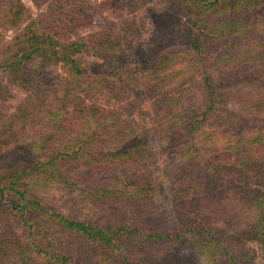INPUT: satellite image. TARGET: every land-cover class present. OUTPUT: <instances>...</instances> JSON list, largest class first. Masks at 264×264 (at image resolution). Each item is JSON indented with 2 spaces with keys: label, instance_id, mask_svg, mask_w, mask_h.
Returning a JSON list of instances; mask_svg holds the SVG:
<instances>
[{
  "label": "rangeland",
  "instance_id": "obj_1",
  "mask_svg": "<svg viewBox=\"0 0 264 264\" xmlns=\"http://www.w3.org/2000/svg\"><path fill=\"white\" fill-rule=\"evenodd\" d=\"M22 1L25 9L20 27L29 25L63 42L88 43L93 36L100 45L98 51L91 44L75 55L83 58L80 82L87 76L93 82H84L83 89L73 84L70 65L56 57L47 67L54 77L47 98H38L34 88L23 87L6 70H0V181L6 180L4 152L18 142H37L30 165L36 159L49 158L52 146L45 141L62 137L52 138L58 126L55 117L43 121L38 108L66 91L82 92L86 103L105 107V115L110 117L99 125L91 121L75 148L84 145L80 156L91 159L85 142L96 136L95 155L119 148L137 157L94 177L88 175L89 169L79 172L76 164L74 173L78 175L54 183L53 173L46 169L23 175L17 187L35 182L27 196L37 197L51 212L94 226L119 223L131 229L101 244L39 208L29 214L41 235L39 247L64 256L68 264H225L230 255L237 256L241 264L252 260L264 264V236L241 233L246 218L251 225L264 219V147L260 156L253 149L264 145V104L251 106L239 99L240 93L247 92L246 85L264 90V59L250 53L251 48L260 49L259 43L252 45L254 37L264 39V5L255 11V4L239 7L234 0H219L211 9L205 6L215 0L203 5L202 0ZM8 3L0 0V65L2 48L19 36V25L5 18ZM60 21L62 26L56 28ZM42 58L38 56L30 67L37 69ZM166 113L171 115L165 120ZM173 115L178 117L171 124ZM165 123L172 125L170 132L181 135L177 141L173 134L160 130ZM97 127L102 128L100 132ZM213 127L221 133L220 144L206 136ZM72 181V189L77 191L69 195L62 186ZM36 185L41 191L37 192ZM87 189L109 205L96 202L93 206L95 198L87 200L83 193ZM232 194H238L239 204L249 201L250 214L240 215L232 209L228 203ZM111 195L120 201L128 196L141 198L142 204L120 207L118 201L108 199ZM203 197L227 206L228 215L214 209L210 212ZM111 207L116 216L109 218L106 212ZM2 209L0 264H25V255L30 256L34 249L28 241L32 229L17 213ZM213 218L217 222H212L208 233L202 222ZM13 248L21 251V262L4 255ZM219 252L225 253L220 261L215 258ZM48 258L37 261L49 264Z\"/></svg>",
  "mask_w": 264,
  "mask_h": 264
},
{
  "label": "trees",
  "instance_id": "obj_2",
  "mask_svg": "<svg viewBox=\"0 0 264 264\" xmlns=\"http://www.w3.org/2000/svg\"><path fill=\"white\" fill-rule=\"evenodd\" d=\"M7 1H9V3L7 6L5 18L6 20H8V23L14 26H18L19 24H21L22 21V16L25 9L24 3L22 0ZM62 1L63 0H57L55 2L61 4L63 3ZM208 1L209 0H202L200 3L203 5V3H206ZM234 1L239 7H242L243 4H255V11H258L264 5V0ZM218 2L219 0H215L212 3H207L205 7L211 9L213 6H216ZM62 24L63 21H60L57 22L55 26L56 28H59L62 26ZM238 25L240 27L244 26L241 23H238ZM18 27L19 36H16L13 42L6 44V46L2 48L3 51L1 52L3 53V56L1 58L3 61L2 65H0V70H6L12 76L15 82L21 84L23 87L34 88L35 95L38 98H45L46 90L49 91L52 88L51 84L54 81L52 71L49 72V69H47V67L51 66L50 64H52L53 58L56 57L57 61L63 60L66 65H70L71 75L75 79V82L73 84H75L76 87L79 86L78 88L83 89L84 82H87L88 85H91V83L93 84V82H91L92 79L89 80L88 76L86 78V81L83 78L82 82H80L83 77V71L81 69L83 56L81 57L82 59H79L76 58L75 55L84 53V51L88 49L86 46L89 47L91 46V44L95 51H98L100 42H98L96 38L92 36V40L88 43L82 40L63 42L60 40L56 41L50 35H43L38 29H33L29 25L25 27H20L19 25ZM254 39L255 40L252 42V45L259 43L260 49L258 51H254L253 49L255 47L251 48V56L255 58L264 59V39L259 37H254ZM56 46H60V49L55 50L54 48ZM58 53H61L62 57H58ZM38 56H43L42 61L37 67V69L33 70L29 64ZM116 61L119 62V60ZM90 89L91 92L92 88ZM243 89H246V91H249V93H240L239 99L241 101H247L246 104H251V106H258L264 104L263 88L252 86L247 87L246 85ZM85 98L86 97L82 95V92L74 93L71 91H66L65 94L62 96L56 93L53 99L48 102L43 101L39 105L38 111L42 115V120H50L51 118L55 117V124H58V126H56L57 132L53 134L52 138L54 139L56 137H62L61 140L45 141V143H48L52 146L51 152L48 154L49 158L47 160L41 161L39 159H36L35 164L31 163L30 165L28 163V161L30 160L29 158L33 156V153H31V151L35 147L37 142L31 144L25 142H18L17 145H15L13 148H10L7 152H4L5 156L3 157V172L5 174L4 178L6 180L4 182L0 181V209L5 211L4 209H2L5 208L8 211L17 213L20 216V221L24 222L25 226L30 227L32 229L28 235V241L30 240V243L32 244V247L34 249L30 256L25 255V264H39L40 261H37V259L40 258V260H42L45 258V256L50 257L48 258V261H50L49 264H68V259H65L64 256L58 254H51L48 250L45 251L39 247L42 243L38 239V236L40 234L37 233V231L35 230L37 222H35V220L32 219L29 215L30 213L32 214L34 210H39V208H43V210L48 215H55L59 218L61 222H66V226L72 229L73 231L79 232L87 238L91 239L92 241L100 242L101 244L109 243L113 238L111 236L115 237L117 234L131 231V229H128L127 226L120 225L119 223H109L106 226H101L98 224L94 226L91 224H87L85 221L65 219L60 213L54 211H52L54 212L52 213L49 209L44 207L41 204L40 199H38L37 197L29 198L27 196L28 188L32 187L35 182L26 183V186L24 185L25 188L17 187V181L23 175L33 171L34 169H46L51 171L54 175V183L60 181L61 179L68 180V176H76L79 174V172L85 170L87 171L88 169L91 171H87L89 173L88 175L94 177L98 174L105 173L107 170H111V168L115 165H126L127 163H132L137 159V157L134 156L132 153L122 152L121 150H119V148H116V150L118 151L109 152L108 154H103L104 152L102 151L98 155H95V144L98 142L96 136H94V138H92L91 140H88L86 142L84 141L87 145L86 147L88 148L86 149V152L91 155V159H88V157L85 156H80V154L83 152L82 149L84 148V145L82 144L78 146L77 149L75 148L80 142V140L83 141V137L84 135H86L87 130H89L88 128L91 124V121L94 120L95 123L99 125L101 124L102 119H104L105 122L110 118L109 115H105L107 112L105 107L98 106L93 103H86ZM180 104L181 103H179L178 106H180ZM61 114H63V116H61ZM169 115H171V113H166L164 115L165 120L168 118ZM176 116L177 115L171 116L169 118V123L172 124ZM82 118L83 123H81ZM166 123L160 130L162 132L165 131L167 135H172L173 132H170L171 129H169L172 125ZM101 129L102 128L97 127V131L100 132ZM182 130H184V127L182 128ZM210 132L211 134L206 136H211L213 138L214 143L220 144L222 142V139L220 137L221 133H219V131L215 127L211 128ZM180 136L181 135L176 132L171 137H175L174 139L177 141V138H179ZM263 147V144H258L256 147H253V149H255L254 152H256L260 156ZM74 164H76V167L78 165L80 166L81 170L79 169L78 173H74ZM48 165H50V167H48ZM46 182H49V180H46ZM61 184L62 183H60V185L58 186H61ZM74 184L75 183L73 181L64 183L62 186V191L69 195L76 193L77 190L72 189V185ZM36 186L37 192L41 191L39 186ZM199 190H201V188H199ZM199 190L195 189V192L199 193ZM109 191L111 193V190H108L106 193H108ZM83 193H85V195L87 196V200H90L92 197L95 198L93 206L96 205V202H99V205L102 206L106 205V207L109 205V201L102 200L101 197H98V195L92 193L88 189L83 191ZM236 196H238V194H232L229 198L228 203L233 205L232 209L238 210L237 213H239L240 215L245 213L250 214L249 211L251 210V206L250 203H248L249 201L245 205H243V202L241 201L239 204L238 202H236ZM241 196L243 200H246L243 194ZM130 198L131 196H128L125 200L120 201V199H117L114 195L108 197L109 200L115 199L114 201H118L117 204L120 207L132 206L131 208H134L137 203H139L140 205L142 204L141 198H134L133 200ZM201 199L205 201V206L206 208H209L210 212H212V209H214L218 214H222L224 211L228 215L227 206H220L217 203H213L212 199L208 200L204 197ZM114 211L115 208L113 207H111V209H108L106 214L109 218H111L112 216H116V212ZM246 220L248 223H244V226L246 228L243 229L244 231L241 232L242 236L245 234H252L253 237H260V234L264 236V219H260V221L255 225H251V222L249 221L250 218H246ZM212 222H217V220H215L214 218L211 220L204 219V221L202 222V228L208 233H210V227L214 225L212 224ZM198 232L201 233L202 230H198ZM41 240L43 242L45 241V238ZM1 243L2 241L0 240V244ZM39 243L40 245H38ZM213 249L216 248L213 247ZM20 252V250H15V248H13L5 251L4 255H6V257H8L11 261L19 262L21 260V258H19V255L21 254ZM222 252L226 253L228 251L224 250ZM225 253L219 252L218 256L215 258L220 261ZM226 260L228 263L226 262L225 264H241V262L239 263L238 257L235 255H230L229 258H227ZM250 263L257 264L256 262H254V260H252Z\"/></svg>",
  "mask_w": 264,
  "mask_h": 264
}]
</instances>
